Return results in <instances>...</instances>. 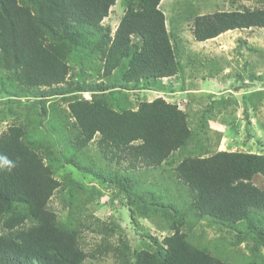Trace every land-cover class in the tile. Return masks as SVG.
<instances>
[{
    "label": "trees",
    "instance_id": "16d2710c",
    "mask_svg": "<svg viewBox=\"0 0 264 264\" xmlns=\"http://www.w3.org/2000/svg\"><path fill=\"white\" fill-rule=\"evenodd\" d=\"M259 1L263 6L252 9L192 13L193 39L203 43L230 31L264 29V0ZM160 2L0 0V97L6 92L11 104V120L0 134V264H85L88 256L80 246L78 226L59 220L49 208L51 197L61 188L55 173L65 164L109 182L128 205L135 201L136 210H128L132 219L135 213L142 219H160L166 235L161 239L147 235L138 249L131 250L122 239L117 246L103 239L100 247L111 252L117 264L235 263L232 257L238 256L231 261L223 256V236L214 240L220 245L213 252L193 244L184 231L189 212L219 230L236 232L229 245L247 241V264H264V152L210 154L204 126L208 109L195 130L187 112L162 97L129 107L128 93L140 99L153 90L168 95L186 92L174 43L177 35L167 31ZM118 3L122 16L112 34L102 22ZM174 77L180 78L182 87L161 83ZM84 94L90 98L84 99ZM21 99L33 100L29 114ZM46 103L51 104L50 117ZM225 103L220 99L211 105ZM17 110L27 114L28 123L36 121L35 127L50 128L55 134L70 120L74 141L63 137L65 150L60 153L52 142L42 146L36 128L23 123ZM97 134L103 156L126 166L113 171L108 180L81 166L69 149L70 144L76 151L83 149ZM164 164H175V178L185 186L189 200L180 199L186 203L183 208L178 198L171 203L153 192L138 197L133 192L134 170ZM70 206L66 202L67 210ZM236 260L235 264H245Z\"/></svg>",
    "mask_w": 264,
    "mask_h": 264
},
{
    "label": "rangeland",
    "instance_id": "374dc122",
    "mask_svg": "<svg viewBox=\"0 0 264 264\" xmlns=\"http://www.w3.org/2000/svg\"><path fill=\"white\" fill-rule=\"evenodd\" d=\"M261 6L263 4L259 0H244L236 4H231L230 0H161L159 8L165 16L167 31L177 35L174 43L178 47V59L184 70L182 78L184 85L179 77L163 79L161 83L164 86L171 84L173 88L183 85L186 92L168 95L153 90L145 93L140 99L134 93H128L129 107L135 109L142 99L151 101L156 97H162L167 102L178 104L180 109L187 112L189 124L195 130L201 122L204 110L208 109L204 126L205 136L209 138L210 154L216 151L264 152V29L230 31L213 40L200 43L192 37L190 20L192 13L202 15L221 10H243ZM121 10L122 6L118 3L110 9L109 16L102 22L110 28L112 34L122 16ZM11 87L14 90V87ZM6 96L7 93L4 92L0 97L4 98L0 99V118L6 115L9 122L11 104L9 97ZM17 96L23 94L19 93ZM82 97L90 98L88 94ZM220 99L226 100V103L211 105L212 101ZM21 100V103L26 105L25 112L29 114L31 111L29 106L33 105V100ZM50 105V103L45 105L48 117L52 111ZM59 105L66 110L67 106L64 103ZM18 112L23 123L26 122L30 129L36 128V138L40 139L42 146L52 142L55 145L53 149L60 153L65 150L63 137L68 136L71 142L74 141V131L73 134L69 132L70 120L66 121L67 127L55 134L50 128L45 130V127H35L36 121L28 123L25 119L27 114ZM65 114L67 115V112ZM30 134L33 137V133ZM99 139L100 136L97 134L83 149L76 151L71 144L69 149L75 154L81 166L91 167L95 174L108 180L113 171L121 172L126 166H123L122 162L109 160V156H103L98 145ZM174 166L175 164H164L158 169L134 170L136 176L133 192L137 197L142 192H153L163 201L169 198L171 203L178 198V204L183 208L186 203L182 204L180 199L187 202L189 199L187 194H184L185 186L175 178ZM55 177L60 181L61 188L51 197L49 208L56 212L59 220H67L78 226L81 231L80 246L88 256L85 264L118 263L111 252L106 248L104 250L103 245L100 247L105 241L109 246H117L122 239L132 250L138 249L141 242L147 240V235L160 239L166 235L165 230H161L164 227L159 224L158 217L142 219L135 213L132 219L128 210L135 211L138 204L134 201L132 205H128V199L114 186L109 185V182L102 183V179L98 180L93 174L79 173L77 169L66 164L58 168ZM66 202L71 204L69 210L65 207ZM219 229L218 225L209 224L207 219L195 218L189 212L184 231L190 234L194 245L205 247L210 252H213V247L220 245L215 244L214 240L223 236L225 259L231 261L232 256H238L232 257L235 263L236 259L241 258L247 264V258H250L247 241L238 247H231L229 242L235 240L237 233L224 228ZM97 246L101 249L100 254L96 252ZM261 255L264 256V248ZM258 260L262 261L261 258Z\"/></svg>",
    "mask_w": 264,
    "mask_h": 264
},
{
    "label": "crops",
    "instance_id": "0c3cea01",
    "mask_svg": "<svg viewBox=\"0 0 264 264\" xmlns=\"http://www.w3.org/2000/svg\"><path fill=\"white\" fill-rule=\"evenodd\" d=\"M4 125L6 126V128H8V120H7L6 115L3 116V118H0V134L6 130V128L4 129Z\"/></svg>",
    "mask_w": 264,
    "mask_h": 264
},
{
    "label": "clouds",
    "instance_id": "9594fccd",
    "mask_svg": "<svg viewBox=\"0 0 264 264\" xmlns=\"http://www.w3.org/2000/svg\"><path fill=\"white\" fill-rule=\"evenodd\" d=\"M5 163H8V161H7V160H5Z\"/></svg>",
    "mask_w": 264,
    "mask_h": 264
}]
</instances>
